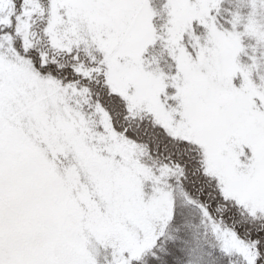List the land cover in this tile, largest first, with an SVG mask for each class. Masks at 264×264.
Masks as SVG:
<instances>
[{"label": "snow or ice", "instance_id": "snow-or-ice-1", "mask_svg": "<svg viewBox=\"0 0 264 264\" xmlns=\"http://www.w3.org/2000/svg\"><path fill=\"white\" fill-rule=\"evenodd\" d=\"M0 264H264V0H0Z\"/></svg>", "mask_w": 264, "mask_h": 264}]
</instances>
